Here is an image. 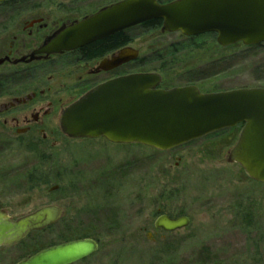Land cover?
Segmentation results:
<instances>
[{
  "label": "rangeland",
  "instance_id": "rangeland-1",
  "mask_svg": "<svg viewBox=\"0 0 264 264\" xmlns=\"http://www.w3.org/2000/svg\"><path fill=\"white\" fill-rule=\"evenodd\" d=\"M108 1L118 0L100 3ZM128 34L139 59L169 45L181 54L168 72L144 71L134 63L120 68V76L155 73L162 77V89L194 86L203 94L264 88V44L215 50L216 38L209 35L193 41L191 50L177 33L159 35V29L139 26ZM51 98L62 106L69 103L64 94ZM59 116L50 119L47 135ZM237 131L222 130L157 152L68 140L59 129L42 145L40 135L20 136L0 127V207L16 219L52 199L63 211L59 225L35 241L1 248L0 264H16L48 246L84 238L96 240L99 250L80 264H264V184L226 162ZM248 214H254L249 228L242 225ZM159 215H185L190 225L165 233L153 227Z\"/></svg>",
  "mask_w": 264,
  "mask_h": 264
},
{
  "label": "water",
  "instance_id": "water-1",
  "mask_svg": "<svg viewBox=\"0 0 264 264\" xmlns=\"http://www.w3.org/2000/svg\"><path fill=\"white\" fill-rule=\"evenodd\" d=\"M151 21L161 22L160 34L178 33L187 38L213 34L221 48L264 44V0H174L163 5L156 0H122L61 30L51 41V49L45 46L42 52L75 50ZM138 58V51L122 48L99 70L112 71ZM161 82L155 73L106 81L63 109L60 131L68 139L103 138L113 144L168 152L242 125L227 161L239 166L252 181L264 184V88L203 94L194 86L163 90ZM61 215L56 206L43 207L17 220L0 211V248L51 226ZM189 223L187 217L162 215L154 227L173 233ZM97 250L94 240L82 239L46 248L18 264H75Z\"/></svg>",
  "mask_w": 264,
  "mask_h": 264
},
{
  "label": "flooded vegetation",
  "instance_id": "flooded-vegetation-1",
  "mask_svg": "<svg viewBox=\"0 0 264 264\" xmlns=\"http://www.w3.org/2000/svg\"><path fill=\"white\" fill-rule=\"evenodd\" d=\"M100 1L4 0L0 2V127L14 131L20 136L30 134L39 137L40 135L39 142L44 145L49 140L48 136H52L59 129L60 116L57 118V127L51 130L53 131L51 134H46L48 127L51 126L49 124L50 119L55 121L57 113L61 115L63 109L75 102L88 90L120 76L119 69L105 72L99 70V67L103 62L111 60L121 48L133 45L134 40L128 34L129 30L93 41L75 50H63L48 55L42 52L45 46L50 45L49 48L51 49V41L56 39L61 30L75 26L85 18L95 15L102 8L122 0L108 1L104 5ZM130 64L134 63L131 62L123 67ZM61 78H68L67 83L59 84V79ZM60 94H64L68 98L69 103L67 105L62 106L60 101L51 98ZM242 127L240 125L229 129L231 131L238 130L235 144L238 141ZM53 136L56 135L54 134ZM85 140H100L111 148L120 145L113 144L102 138ZM227 159L228 154L226 157V162L228 163ZM56 187L58 188L59 186L57 185ZM113 187L115 188V185H112L110 189H114ZM32 191L34 189H26L25 193H32ZM54 202L56 201L51 199L48 205L42 206L35 211L47 206H56L51 204ZM0 211L6 213V210L1 207ZM160 216L162 215L158 217ZM9 218L11 220L19 219H13L10 216ZM62 219L63 211L61 217L51 226L40 231H33L17 244L7 247L22 245L27 240L35 241L44 231L51 230L59 225ZM154 229L156 228L154 227ZM77 240L59 242L46 248ZM94 241L98 244L96 240ZM34 254L23 257L16 264L30 258ZM86 259L75 264H80Z\"/></svg>",
  "mask_w": 264,
  "mask_h": 264
},
{
  "label": "trees",
  "instance_id": "trees-1",
  "mask_svg": "<svg viewBox=\"0 0 264 264\" xmlns=\"http://www.w3.org/2000/svg\"><path fill=\"white\" fill-rule=\"evenodd\" d=\"M161 26V22L160 21H151L148 22L144 25H142L143 28H148V29H159ZM211 36L210 40H213L215 38V35L213 34H207V35H203V36H199V37H191V38H183L181 37V39H183L186 42H189V45H187L185 48L190 47L191 50L195 49V45L192 43L193 41H197V40H201V39H205L207 40V36ZM122 36V35H121ZM191 43V44H190ZM215 44V50L219 49V47ZM234 48L237 47H241V45H235L233 46ZM233 47H230L228 49H233ZM197 49V48H196ZM177 50V47L174 45H169L167 46V48L165 49H161L159 51H155L152 53V55L150 56V58L145 57H141L136 63H138L137 68L139 69H145L144 71H150L152 70L151 68L161 72V73H165L168 72L170 69L173 68V62H176V60L178 59V57L180 56ZM158 62L160 65L158 67H156L155 65L151 66V67H145L150 63H156ZM157 64V63H156ZM170 67V68H169ZM149 68V69H148ZM240 209V208H239ZM238 209V210H239ZM254 215V214H253ZM252 214H248L246 215L244 218V221L242 220V225L244 227L249 228L248 226L253 224V216Z\"/></svg>",
  "mask_w": 264,
  "mask_h": 264
}]
</instances>
